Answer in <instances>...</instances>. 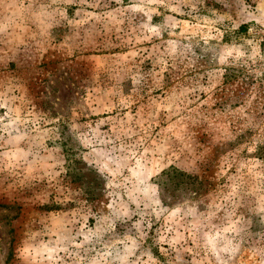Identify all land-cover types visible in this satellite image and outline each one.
Masks as SVG:
<instances>
[{
	"label": "rangeland",
	"instance_id": "obj_1",
	"mask_svg": "<svg viewBox=\"0 0 264 264\" xmlns=\"http://www.w3.org/2000/svg\"><path fill=\"white\" fill-rule=\"evenodd\" d=\"M0 264H264V0H0Z\"/></svg>",
	"mask_w": 264,
	"mask_h": 264
}]
</instances>
